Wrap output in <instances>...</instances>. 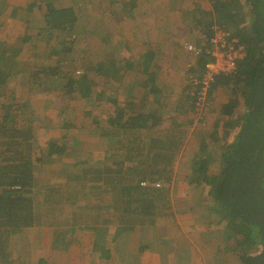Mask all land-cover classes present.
I'll use <instances>...</instances> for the list:
<instances>
[{
    "label": "trees",
    "instance_id": "1",
    "mask_svg": "<svg viewBox=\"0 0 264 264\" xmlns=\"http://www.w3.org/2000/svg\"><path fill=\"white\" fill-rule=\"evenodd\" d=\"M210 4L201 8L197 3L191 13V25L198 32L192 42L198 46L207 44L215 27H220L244 44L245 54L233 73L217 75L210 88L208 99L216 91L223 95L207 137L216 147V157L210 159L205 154L209 145L204 146L201 155L193 157L187 177L193 184L191 192L203 183L207 185V194L203 196L205 209L208 216L218 218L222 227L217 233L224 235L215 247L233 256L238 264H264V0H210ZM81 17L75 7L46 4L44 23L39 29L46 45L37 53L44 54V59L38 61L31 84L54 76L63 80L64 94H73L81 85L86 95L87 91L91 94L87 88L91 82L89 71L96 62L94 56L81 67L73 64L78 56H70ZM53 41L58 42L57 46ZM152 55L148 54L144 61L139 57L130 62L116 57L108 62L106 78L111 86L106 90L114 89L128 99L123 106L115 102L107 117L111 127L104 129L102 136L109 138L108 153L93 164L88 160L69 161V170H59L67 174L59 181L42 180L35 173L38 141L30 117L23 112L26 103L16 93L19 78L0 66V264H22L18 263L14 244L19 238H27V229L33 226L41 231L53 226L69 231L74 226L93 225L106 230L113 225L118 237L138 227L156 225L164 215L173 216L169 192L178 144L185 132L178 127L187 121V111L197 108V95L185 89L180 96L188 104H180L179 114L173 117L174 132L162 129L161 124L168 118L155 113L153 106L161 109L166 104L155 84L162 72L151 68ZM189 56L195 62V72L212 60L206 52L194 58ZM104 63L98 64V74H105ZM130 70L149 75L147 93L139 89L143 82L137 79L121 86L125 72ZM116 80L119 87L114 85ZM104 91L98 99L103 98ZM144 96L148 98L146 102L137 101ZM151 101V110L147 111ZM13 115L15 123L10 126ZM230 131L237 132L233 140H229ZM68 149L65 144L51 143L41 148V154L54 157ZM80 163L81 169L76 171ZM212 163L217 165L215 170ZM144 181H149V185H142ZM159 182L161 185L156 187ZM55 236L59 237L56 229ZM94 245L88 250H93Z\"/></svg>",
    "mask_w": 264,
    "mask_h": 264
},
{
    "label": "crops",
    "instance_id": "2",
    "mask_svg": "<svg viewBox=\"0 0 264 264\" xmlns=\"http://www.w3.org/2000/svg\"><path fill=\"white\" fill-rule=\"evenodd\" d=\"M48 2L54 3L58 8L75 7L77 12L82 15L78 22L79 25L89 24L90 22L96 24L94 30L92 29L93 32H91L90 37L92 38L96 35V39H99V43H94V48L96 45L97 48L91 53L96 62L93 69L89 71L91 82L90 84L88 83L89 87L87 89L90 90V95L88 91L87 95L85 94L84 85L77 88V91L73 94H64L63 91L66 87L63 80L56 79L54 76H45L40 81H34V83H32L33 85L37 84V88H39V90H37L39 94H35L43 104V114L47 116L45 118H37L38 115H35V118H30V121L28 120L34 125V134L38 141V161H41V148H45L43 147V138L41 141L39 140L42 134L45 136V146L51 143L65 144V141L70 138L69 136L76 134H82L85 140L86 134H89L90 138H92L91 130L95 129L98 125V116L96 114L102 109L107 111L104 115L106 122L104 129L108 130L111 127L107 117L111 111H113L112 105L118 101L119 104L123 106L128 99L127 96L119 94L114 89L106 90L107 87L111 86L107 84L106 78L108 75L109 61H112L116 56L129 62L133 60L134 57H139L141 61H144L147 59L148 54H153L151 58L152 64L157 65L152 69L158 68L162 72L161 75L159 74V79L156 81L157 83H155L159 90V94H161V81L168 70L162 64V60L168 55L172 57L178 54V45L184 46L185 44L182 37H180V39L176 38L177 34L174 32L177 26L181 27L182 31V20L173 19L171 16L174 11L178 13L179 9L183 7L184 0H0V57L4 54L3 56L5 59L7 56L10 59L8 61V67L6 63L1 67L17 75L19 78L18 80L21 82L24 80L28 82L31 81V77H33L32 74L37 70L39 62L34 59L32 60L30 57L31 55L35 57L38 51L42 52L41 45H46L42 35L39 34L41 25L36 27L35 30H30L29 20L35 16L34 13H36L38 17H44L45 6ZM192 2H194L196 8L197 3H195V0ZM195 8L186 13H193ZM179 21L180 24H178ZM103 30L106 33L104 37L101 35V31ZM40 38L42 39L39 40ZM138 38L142 39V44L138 43ZM107 39H109V41L106 42ZM116 39L120 41L121 45L125 46L122 47L123 50L120 48L121 46L115 47L114 43L116 44ZM131 39L133 41L134 39L136 40L134 47L129 46V40ZM5 41L9 43L8 46L13 48L11 52L3 53L6 45ZM20 41H24L25 45H27L29 41H31V43L28 44L29 47H24L25 50L22 47L20 51H17L20 47L18 46ZM107 43L108 45H112L114 49H108L110 47L105 46ZM38 46L39 48H37ZM99 50H101L100 55ZM17 54L24 59L19 57L17 59ZM100 62H105V74H98L96 72ZM172 64L173 62L169 65ZM130 77H132V79H130ZM148 77V74L140 70H130L125 72L124 79L120 83H122L121 86H123L131 84L137 79L143 82L138 85L139 89L147 93L149 91L147 82L150 81ZM116 82L114 84L115 87L119 84L117 80ZM57 86H59V88ZM102 89H105L103 98L99 97L98 99V95L102 92ZM142 93L141 91V94ZM33 96L34 93L32 92L27 98L25 97V107H29V103H31L30 99ZM140 100L146 102L148 98L145 96L138 97L137 101ZM101 101H103V103ZM162 102L166 103V98L162 99ZM76 107L79 108V111L87 113L88 115L78 113L76 116L73 115L72 111L76 109ZM35 109L39 111L38 107ZM31 112L34 113L32 108ZM70 115L74 116L71 117V120L69 119ZM85 118L88 123H85ZM83 125L87 126V129H81L79 132L77 128ZM72 128L76 130L68 132V129ZM104 129L101 130L100 135ZM82 135L80 146L84 147ZM103 139L106 140V145L108 144L107 149L104 151L105 156L108 153L110 142L108 137H104ZM87 146L88 141L86 140L85 147ZM79 151V149H76L71 152L78 153ZM85 151L88 152L90 150L87 149ZM61 155L63 154L59 156ZM59 156L54 157L58 159ZM100 157L103 158L102 155ZM61 160L63 164H67L69 161H74L75 159L62 158ZM89 161L92 164L95 162L94 159L93 161L91 160L90 155ZM61 165L62 164L57 166V168L65 170ZM65 167L68 168L67 165ZM175 176H180V173L175 172L174 178ZM144 182H148L149 185V181ZM172 183L173 180L171 182V190ZM156 184L157 183H155V186ZM183 184L182 189H178V193L175 195L176 197L172 194V201L170 199L174 208V210H172L173 215L175 211L176 217L183 218V221L179 222L177 226L178 229L172 231L169 229L170 222L160 219L156 225L138 227L133 232H125L116 237L117 229L115 227L114 236L109 237L107 240L110 243V247H107L108 249L104 251L103 255L95 256L97 257L96 259L93 257L87 258L86 264H94V262L95 264H238L233 256L221 251V248H217L218 246L215 247V245L221 242V239L216 240V238L218 236L217 232H219V228L222 227V224L212 225L214 223L212 222L211 224V221L218 218L212 215L208 216L209 214L205 206L204 212L201 210L198 212V215L196 213V205L192 202L194 191H190L192 187L186 184V181H183ZM142 185H144L143 182ZM195 213L197 214L196 217ZM184 224L189 227L188 233L185 232ZM154 226L159 228V234H156L157 231L153 229ZM215 234H217V236ZM134 236L137 237L135 241L133 240ZM124 248H129L128 255L123 254Z\"/></svg>",
    "mask_w": 264,
    "mask_h": 264
},
{
    "label": "rangeland",
    "instance_id": "3",
    "mask_svg": "<svg viewBox=\"0 0 264 264\" xmlns=\"http://www.w3.org/2000/svg\"><path fill=\"white\" fill-rule=\"evenodd\" d=\"M192 1L193 0H184L183 7L179 9L178 13L174 11L172 13L173 15H171L173 19L182 20L181 23L182 31H181V27L177 26V29H174V32L177 34L176 38L180 39V37H182L184 43L188 41H194L198 34L197 30L193 29L191 25V19H192L191 13H186L195 8V4ZM195 3H199L201 8L203 7L207 8L210 7L211 5L210 0H205V1L195 0ZM34 15L35 16L30 18L29 20L30 30H35L36 27H39L40 25L42 26L44 23L42 16L38 17L36 13H34ZM178 24H180V21L178 22ZM77 27H78L77 30H79V32L76 30L75 38L73 39V41L77 40V42L74 43L75 47L70 53V56L71 55H74L75 57L78 56V58L74 60L75 62L73 64H75L76 67H80L83 64L87 63V60L90 58L91 53H93L95 48H97V45L94 48V43H99V39L98 40L96 39V35H94V33H93L94 36L92 38L90 37L91 32H93L94 27H96V24H92L90 22L89 24L87 23L85 25L84 24L77 25ZM105 34L106 33L104 30L101 31V35L103 37L105 36ZM138 39H139L138 43L142 44L141 42L142 39L141 38ZM5 42H6L5 51L3 53L11 52V49L13 48L8 46L9 43L7 41ZM30 43L31 41L28 42V44ZM53 43L54 45L57 44L56 41H53ZM18 44H19L18 46L20 47L18 48L17 51H20L22 47L24 50H25L24 47H29L28 44L25 45L24 41H20V43ZM129 44L128 45L130 47H134V45L136 44V40L135 39L134 41L132 39L129 40ZM114 45L115 47L121 46L120 48L125 47L124 45L120 44V41L118 39H116V44L114 43ZM105 46L110 47L108 49H114L112 45H108V43L105 44ZM184 46L180 45V47L178 48V54H176L175 56L172 57L170 55L166 57L162 56L164 57L162 60V64L168 70L167 73L164 75L163 80L161 81L162 93L160 94V96L162 97V99L166 98V104L164 108L161 109H159L156 104H153L155 108V113L163 117L165 120H167L168 118V120L163 122L161 126L162 129L168 130L169 133L174 132V128L171 122L173 121V117L179 114L178 109L180 108L179 107L180 104H182L183 107H185L184 105L188 104V101H186L184 97L181 99L180 96V94L183 95L185 94V89L187 90L186 87L187 64L191 59L186 51L187 49H185ZM41 47L44 48V46L42 45ZM100 52L101 50H99V55ZM3 55L4 54H2L0 57V66H3V64L6 63V66L8 67V61L10 59L8 56L5 59ZM18 57L24 59L19 54H17V59ZM30 58L32 60L34 59L35 61H39L40 59H44V56L36 55L34 57L33 55H31ZM84 59L86 60L83 61ZM171 62H173V64L169 65ZM154 65L155 64H152L151 68L156 67L157 64L155 66ZM130 79H132V77H130ZM18 81L19 83L15 89L17 95H20L22 101H24L25 97L27 98L30 93L32 92L34 93V96L30 99L31 103H29V107H25L23 109L24 114L29 116L31 119L35 118V115L39 116V117L37 116V118L47 117L45 114H43V104L37 97V95L39 94L37 92V90H39V88H37L38 87L37 84L33 85L30 83V81L28 82L25 80L23 82H21L20 80ZM57 87L59 88V86ZM186 92L188 93V91ZM180 99H181V103H179ZM222 99H223V95L221 92L218 93V91H216V93L213 95L211 93L210 99L207 100L204 110L203 111L201 110L202 107H200V109L191 108L186 113L187 118H184L187 119V121H184L183 126L178 127L179 129H182L185 132L181 135L182 141L179 142L178 144L180 146H179L178 154L175 158L177 160L174 165L175 172L180 173V176L177 177L175 176V178L173 179L172 190L170 188V192H169V198L171 199V201H172L171 195L173 194V196H175L176 193H178V189L179 188L182 189V186L184 185L183 181H186V184L190 185L191 187L193 186V184L188 183L190 182V178L187 176L191 171V166H192L191 162L193 157L197 154L201 155V151L203 150L204 146L209 145V148L208 150H206L205 154L210 159H213L212 156L214 155L216 157L217 154L216 147H214V144L210 142V139L207 137L209 133L212 131L213 123L218 115V111L220 110L219 105ZM151 105H152V101L149 102L147 111L151 110ZM36 107L39 108L38 109L39 111H36L35 109ZM31 108L34 111V113L31 112ZM241 110L242 108L239 107L238 111L241 112ZM77 113L88 115L87 113L79 111L78 107H76V109H73L72 111V114L75 116L77 115ZM105 113H107L105 109L98 111V113L96 114L98 116L97 127H95V129L88 127L89 129H92L91 130L92 138H90L89 134H86V140L88 141L87 147H85L86 140L83 138V135L76 134L69 136L70 138L67 139V141H65V145L69 147V149L66 151V153L59 156L58 159L57 157L50 156L48 153L41 154V161L36 160V162L34 163L36 167L35 173L39 176V178L42 180L46 179V180H57V181L65 179L67 174L64 171L60 172L59 170L61 169L57 168V166L62 164L61 166H63L64 169L69 170L68 168L65 167L67 164H63V161L61 160L62 158H72L80 161H84V160L89 161V155H90L92 161L93 159L95 161H99L100 159H102V157L100 156L102 155L104 157V151L108 147V144L106 145V140L103 139L104 136H102V134L100 135L101 130L104 129V125L106 124L105 116H104ZM73 115H70L69 117L70 120L71 117H74ZM14 117L15 116L13 115L10 118L9 121L10 126H12V123H15ZM197 117H203V120H198ZM84 121L85 123H88V121H86V118L84 119ZM182 121H183V117L181 118L179 123H181ZM153 128L154 130L157 129L156 127ZM81 129L86 130L87 126L83 125L80 128H77L79 132L81 131ZM74 130L76 129L75 128L68 129V132ZM236 134H237L236 131H230L228 135L229 140H233ZM81 135L83 138L84 147L80 146ZM42 138L44 144L43 147H46L45 146L46 141L44 142L45 136L43 134L39 140L41 141ZM76 149H79L80 151L78 153L71 152L72 150H76ZM87 149H89L90 151L88 152L85 151ZM212 164H213L212 170H215L217 165L215 163ZM77 168L78 169H76V171H80L81 163H80V167L77 166ZM55 170H58V173H56ZM82 180H84V177ZM206 194H207V185H205L204 183L203 185L195 188L193 192L192 202L196 205V213L198 215H199L198 213L199 211L203 210L204 212L205 205L203 201V196H205ZM172 210H174V208ZM196 213H195V217L197 215ZM175 214L176 213L174 211L173 216L171 215V217H166L164 215L162 218H160L161 220L170 222L169 229H171L172 231L178 229L177 226L179 225V222L183 221V218H178L176 217ZM87 221L89 223L92 222L91 220H87ZM212 222L214 224H212ZM211 224L216 225L220 223L218 219H213L211 221ZM188 228L189 227L185 225L184 229L186 233H188L189 231ZM55 229L59 232V237L55 236ZM153 229L157 231L156 234H159V228L157 226H154ZM27 230L29 232L27 238L23 237L21 240L19 238L17 240L18 243L14 244L16 254L19 255L18 263H22V264H86L87 258L93 257L96 259L97 257L95 256L98 255L100 256L104 254V251L108 249L107 247H110V243L107 240L109 239V237H113L115 234V226L113 225L107 227L106 230L105 228H100V229L95 228L93 225L74 226L69 231L65 227L58 228V226L45 227L43 231L39 229L37 230V226H33L28 228ZM222 234L218 236L217 234H215L217 236L216 240L220 239V236ZM99 235H102L100 236L102 238L100 237L98 238ZM136 239L137 237L134 236L133 240L135 241ZM97 240L99 241L98 245H97ZM100 240H103V242H101ZM94 243H96V245H94V249L88 250V247H92V244ZM128 251L129 248H124L123 254L128 255Z\"/></svg>",
    "mask_w": 264,
    "mask_h": 264
},
{
    "label": "built area",
    "instance_id": "4",
    "mask_svg": "<svg viewBox=\"0 0 264 264\" xmlns=\"http://www.w3.org/2000/svg\"><path fill=\"white\" fill-rule=\"evenodd\" d=\"M215 28L216 31L207 44L198 46L196 42H191L185 45L193 58L202 52H206L212 57V60L206 64L205 68H200L199 72L193 70L195 62H192L191 59L189 60L190 63L187 64V91L192 95H197V109L202 107V111L207 100H209L210 88L216 76L233 73L236 70L238 60L245 54V46L237 37L231 36L229 32L220 27ZM202 38L203 40L207 39L205 34L202 35ZM143 184L148 185V182H143ZM156 186H160V183H157Z\"/></svg>",
    "mask_w": 264,
    "mask_h": 264
},
{
    "label": "clouds",
    "instance_id": "5",
    "mask_svg": "<svg viewBox=\"0 0 264 264\" xmlns=\"http://www.w3.org/2000/svg\"><path fill=\"white\" fill-rule=\"evenodd\" d=\"M192 42V41H191ZM191 42H186V43H191ZM186 43H185V45H186ZM187 51V50H186Z\"/></svg>",
    "mask_w": 264,
    "mask_h": 264
}]
</instances>
